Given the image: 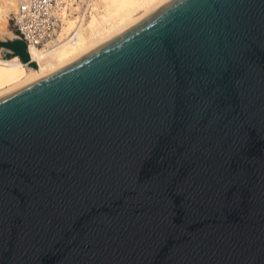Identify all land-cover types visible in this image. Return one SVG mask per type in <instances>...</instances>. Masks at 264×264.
I'll list each match as a JSON object with an SVG mask.
<instances>
[{
	"label": "water",
	"instance_id": "95a60500",
	"mask_svg": "<svg viewBox=\"0 0 264 264\" xmlns=\"http://www.w3.org/2000/svg\"><path fill=\"white\" fill-rule=\"evenodd\" d=\"M0 264H264V0H170L0 93Z\"/></svg>",
	"mask_w": 264,
	"mask_h": 264
},
{
	"label": "bare ground",
	"instance_id": "6f19581e",
	"mask_svg": "<svg viewBox=\"0 0 264 264\" xmlns=\"http://www.w3.org/2000/svg\"><path fill=\"white\" fill-rule=\"evenodd\" d=\"M95 1L91 0L93 11L87 17L67 19L54 44L40 49L27 47L28 63L32 66L16 56L0 59V93L23 83L29 74L38 77L74 60L170 0H100L101 9L96 8ZM15 6L16 0H0L1 38L10 36L8 19Z\"/></svg>",
	"mask_w": 264,
	"mask_h": 264
},
{
	"label": "built area",
	"instance_id": "2783aa9c",
	"mask_svg": "<svg viewBox=\"0 0 264 264\" xmlns=\"http://www.w3.org/2000/svg\"><path fill=\"white\" fill-rule=\"evenodd\" d=\"M91 0H16L10 22L14 37L25 47L54 44L67 19L88 13Z\"/></svg>",
	"mask_w": 264,
	"mask_h": 264
},
{
	"label": "rangeland",
	"instance_id": "374dc122",
	"mask_svg": "<svg viewBox=\"0 0 264 264\" xmlns=\"http://www.w3.org/2000/svg\"><path fill=\"white\" fill-rule=\"evenodd\" d=\"M95 1V0H94ZM95 5H97L96 6V8H100V6H101V3H100V0H98L97 2L95 1ZM100 3V4H99ZM99 4V5H98ZM93 8V7H92ZM101 9V8H100ZM91 11H93L92 9H90L89 10V13H83L82 15H84V17H87L89 14H90V12ZM95 13V12H94ZM82 15L81 16H78V17H73V18H69V19H71V20H73V19H75L76 20V18L77 19H80V17H82ZM87 15V16H86ZM11 16H12V14L9 16V19H8V30H9V32H10V36H7V37H0V42H3V41H6V40H9V39H14L15 37H14V32H13V28H12V24H11V22H10V18H11ZM11 57H14V55H12V54H10L9 53V51L8 50H6V49H4L3 47H1L0 46V59H3V60H7L8 58L10 59ZM17 57V56H16ZM28 66H29V64H28Z\"/></svg>",
	"mask_w": 264,
	"mask_h": 264
}]
</instances>
